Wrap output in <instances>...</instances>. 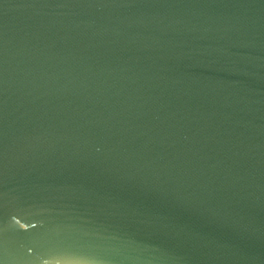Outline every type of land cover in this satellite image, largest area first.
Returning a JSON list of instances; mask_svg holds the SVG:
<instances>
[{
  "label": "water",
  "instance_id": "obj_1",
  "mask_svg": "<svg viewBox=\"0 0 264 264\" xmlns=\"http://www.w3.org/2000/svg\"><path fill=\"white\" fill-rule=\"evenodd\" d=\"M0 264H264V0H0Z\"/></svg>",
  "mask_w": 264,
  "mask_h": 264
}]
</instances>
